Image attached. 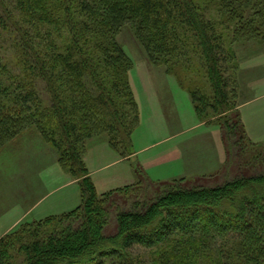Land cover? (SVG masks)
Listing matches in <instances>:
<instances>
[{
	"label": "trees",
	"instance_id": "16d2710c",
	"mask_svg": "<svg viewBox=\"0 0 264 264\" xmlns=\"http://www.w3.org/2000/svg\"><path fill=\"white\" fill-rule=\"evenodd\" d=\"M211 2L223 21L237 22L254 10L264 22V0ZM203 8L198 0H0V147L37 127L82 197L70 211L0 236V264H264V171L192 187L183 184L186 177L153 182L156 193L144 202L136 199L143 176L100 194L85 161L88 141L103 133L121 158L134 152L140 109L129 77L133 63L117 39L126 24L150 61L166 65L188 91L201 121L220 124L229 138L240 133L237 144L246 138L239 114L228 115L236 104L224 35ZM16 82L20 91L11 107L4 98ZM117 192L137 196L129 208L117 205L116 230L107 233ZM135 246L157 249L152 263L138 261Z\"/></svg>",
	"mask_w": 264,
	"mask_h": 264
},
{
	"label": "rangeland",
	"instance_id": "374dc122",
	"mask_svg": "<svg viewBox=\"0 0 264 264\" xmlns=\"http://www.w3.org/2000/svg\"><path fill=\"white\" fill-rule=\"evenodd\" d=\"M198 2L205 7V17L224 35V46L227 49L224 66L228 68L226 76L231 89L235 91L231 92V96L232 102L236 104L228 115L232 117L239 114L246 132V138L238 144L236 141L240 133L229 138L218 123H211L216 126L209 128L196 124L200 118L196 116L191 95L179 85L174 75L167 72L166 65H155L150 61L130 24L124 25L117 36L133 63L129 77L140 109L141 120L133 134L135 141L137 137L134 148L141 146L144 141L156 143L147 150L150 156L155 157L158 151L170 147L172 143H181L186 163L181 161L180 164L152 168L148 173L152 176L151 173L178 171L186 167L184 172H187V177L183 184L189 187L223 183L243 172L252 174L264 171V25H261L264 22L253 15L254 10L245 12L243 19L237 22L233 19L223 21L215 10V3L211 0ZM250 17L256 19L253 25H250ZM242 27L253 33L242 34ZM4 45L8 51L9 45ZM10 66L15 70L13 73L19 71L15 64ZM36 83L43 104L49 105L51 101L45 83L41 78H37ZM200 84L206 92L211 91L206 76L200 78ZM17 85L18 82L10 93L6 91L5 94L7 99L4 98V101L7 103L8 100L11 107L16 103L20 91ZM169 95L174 101V109L167 102ZM162 112L167 122L179 118L182 124L177 121L174 127L165 126ZM206 137L212 138V144L207 142ZM220 147L225 149V160H220ZM57 156V150L35 126L27 127L0 147V236L15 230L23 222L38 221L50 214L67 212L81 203L80 184L63 169ZM85 161L100 194L137 183L143 176L138 196L132 194L128 198L123 193H113L107 233L116 230L117 205L122 209L129 208L136 196V199L148 202L158 188L153 182H173L184 177L160 181L151 179L139 165V160L133 157L121 159L110 145L106 133L88 141ZM132 251L142 263H152L157 255V249L143 246H135Z\"/></svg>",
	"mask_w": 264,
	"mask_h": 264
},
{
	"label": "crops",
	"instance_id": "0c3cea01",
	"mask_svg": "<svg viewBox=\"0 0 264 264\" xmlns=\"http://www.w3.org/2000/svg\"><path fill=\"white\" fill-rule=\"evenodd\" d=\"M167 102L169 103V106L172 105L173 109H174V101H173V99H170V95H169V98H167ZM157 104H159V103H157ZM160 105H161V103H160ZM161 118L166 123L165 126L171 125V127H174L177 121L179 122V124H182V122L179 118H175L172 121L167 122V118H166L164 112L161 113ZM197 120L198 121L196 124L200 125L202 128L203 127L209 128V127L216 126L215 124L206 123L205 121H201L199 119H197ZM173 135H175V134H173ZM170 137H172V136H170ZM170 137H169V139H170ZM206 139H207V142L209 144H212V138L208 139V137H206ZM136 141H137V137H136ZM136 141H135V138H133V146H135V144H137ZM155 144L156 143L149 144L148 142L144 141L143 143H141V146H138L136 149L134 148V152L131 155H129L126 158H121V159H131L132 157L136 158L137 160H139V162H138L139 165L141 167H143L147 173L152 168L156 169L159 167H165V166L172 164V163L180 164L181 161H184L186 163L185 155L183 153V150L181 149L182 147H180L181 143H175V144L172 143V145L170 147L158 151L156 153L155 157H153V156H150L148 154L147 150H149ZM219 157H220V160H225V158H226L225 149H223V147H220ZM185 169H186V167L184 169L181 168L178 171H171V172H164V173H151L152 176H150V174L148 173V175L150 176L151 179L157 180V181L178 178L180 176L187 177L185 174L187 172H184Z\"/></svg>",
	"mask_w": 264,
	"mask_h": 264
}]
</instances>
